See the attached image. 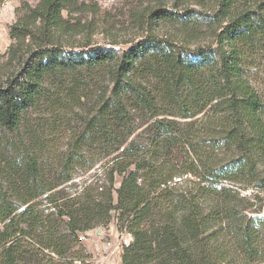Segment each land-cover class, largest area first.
I'll return each mask as SVG.
<instances>
[{"label": "trees", "instance_id": "16d2710c", "mask_svg": "<svg viewBox=\"0 0 264 264\" xmlns=\"http://www.w3.org/2000/svg\"><path fill=\"white\" fill-rule=\"evenodd\" d=\"M74 5L23 2L0 60V127L31 136L12 156L0 137V264H93L80 233L112 218L121 264H264V0H147L105 45ZM74 97L88 109L53 168L30 112L59 120ZM82 143L104 182L69 191Z\"/></svg>", "mask_w": 264, "mask_h": 264}, {"label": "rangeland", "instance_id": "374dc122", "mask_svg": "<svg viewBox=\"0 0 264 264\" xmlns=\"http://www.w3.org/2000/svg\"><path fill=\"white\" fill-rule=\"evenodd\" d=\"M75 5L71 7V17L74 21H79V24H93V34L91 40L94 45H105L110 40H127L132 38L135 31V22L132 20V11L141 7L147 0H73ZM23 2L30 5H35L36 0H0V60H5L6 51L12 40L10 38L9 30L12 23L16 20V9L20 7ZM64 15L66 13L64 12ZM109 46V45H108ZM116 48H125L123 45ZM12 69H7V73ZM260 78H262L261 89L264 92V70H260ZM5 75L2 77L4 81ZM79 94H90L93 92L96 95L99 93V84L97 87L90 85L89 82L82 83L80 86ZM92 86V87H91ZM75 108L69 110L59 120L56 117H36L34 113L30 112V121H35V129L40 140V145L32 147L38 151L39 158H45L44 162L56 168L58 160L67 158L69 155L68 146L73 139L74 128H78V116L88 109L89 102L85 98L80 97V102L77 103L74 97ZM40 119V121H39ZM38 124V125H37ZM27 130V129H26ZM25 142L31 141V136L27 131L22 130L18 135L14 131H7L0 127V137L4 138L7 142L3 149L7 151L8 156H12L13 149L20 148L19 146L12 147L8 143L11 140L16 141L17 137H24ZM80 146L81 153L76 158H82L81 165L73 167L72 179L63 185H68L67 189L73 191L79 188L84 183L100 179L99 183L104 182L105 173V160L106 157L102 156L101 146L85 145L82 143ZM31 148V149H32ZM70 158H75L74 154ZM55 166V167H54ZM121 182L119 175L114 176V187H118ZM62 185V186H63ZM114 215V213H112ZM80 240L86 252L90 255L93 264H121V254L123 245L131 242L132 237L125 233L120 232L116 228V220L112 218L111 222L106 227H98L86 233H80Z\"/></svg>", "mask_w": 264, "mask_h": 264}]
</instances>
